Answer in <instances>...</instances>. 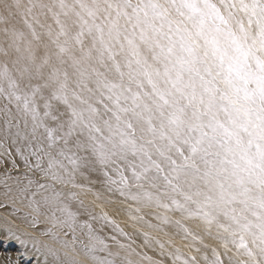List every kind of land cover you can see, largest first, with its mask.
Masks as SVG:
<instances>
[{"label": "snow or ice", "instance_id": "1", "mask_svg": "<svg viewBox=\"0 0 264 264\" xmlns=\"http://www.w3.org/2000/svg\"><path fill=\"white\" fill-rule=\"evenodd\" d=\"M0 237L264 264V0H0Z\"/></svg>", "mask_w": 264, "mask_h": 264}, {"label": "bare ground", "instance_id": "2", "mask_svg": "<svg viewBox=\"0 0 264 264\" xmlns=\"http://www.w3.org/2000/svg\"><path fill=\"white\" fill-rule=\"evenodd\" d=\"M111 215L114 216V218H116L123 227L126 228V230L128 231H132V229L129 227L130 223H128L125 218L123 217L122 213H118L117 209L112 207V206H108L106 209ZM107 231V229H106ZM3 243H5V247L7 246L6 251H2L0 253V264H9V257H11L12 261H15L18 255V252L21 251V246L19 244H17L15 241L13 240H7L4 239L3 237H0V245H2ZM3 245V246H4ZM16 246L19 247V249H17V251H13L12 249ZM20 264H36V258L34 256V254L29 253L28 255L24 256L21 258L20 260Z\"/></svg>", "mask_w": 264, "mask_h": 264}, {"label": "rangeland", "instance_id": "3", "mask_svg": "<svg viewBox=\"0 0 264 264\" xmlns=\"http://www.w3.org/2000/svg\"><path fill=\"white\" fill-rule=\"evenodd\" d=\"M122 213V215H123V217L125 218V220L128 222V223H131V221H129L128 220V217H127V215L124 213V212H122V211H118V213ZM137 242H139V238H137ZM5 243H3L2 245H0V253L2 252V251H6V249L5 248H7L8 249V247L6 246L5 247V245H4ZM4 245V246H3ZM17 249H19V247L18 246H16V248L14 247L12 250L13 251H17Z\"/></svg>", "mask_w": 264, "mask_h": 264}]
</instances>
